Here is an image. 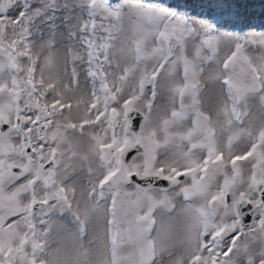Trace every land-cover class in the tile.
Here are the masks:
<instances>
[{
    "label": "snow or ice",
    "instance_id": "obj_1",
    "mask_svg": "<svg viewBox=\"0 0 264 264\" xmlns=\"http://www.w3.org/2000/svg\"><path fill=\"white\" fill-rule=\"evenodd\" d=\"M226 23L0 0V264H264V34Z\"/></svg>",
    "mask_w": 264,
    "mask_h": 264
},
{
    "label": "rangeland",
    "instance_id": "obj_2",
    "mask_svg": "<svg viewBox=\"0 0 264 264\" xmlns=\"http://www.w3.org/2000/svg\"><path fill=\"white\" fill-rule=\"evenodd\" d=\"M206 1L208 0H205L204 2ZM236 1L243 2L245 0H236ZM167 2L174 6L179 5L180 10H187L194 19L208 18L212 15L209 12L214 11V9L210 10L206 6L202 5L203 4L202 0H167ZM231 6L232 5L229 2L225 4V8ZM200 8H202L201 11H198V9ZM231 8L232 10L234 9V7ZM257 13H259V10L257 11ZM232 16L233 14L230 10H226L224 15L220 16L225 21H227L225 26L222 29H220L221 31H227L232 33L233 35L236 34L247 35L250 32L256 33L257 35L264 34V10H262V15L260 13L258 14V16L252 15L251 17L249 16L242 17V19H246V20L249 18L253 19V17L254 19H256L254 21L250 19L251 21H247L244 25L239 22L242 21L241 17L236 19L233 18ZM227 43L228 42L226 41V44ZM251 113H252L254 125L256 127H259L260 123L264 121V113L260 111L258 101L252 102ZM58 232H59V236L64 239L65 243H70V238L68 237L67 232L64 228H59Z\"/></svg>",
    "mask_w": 264,
    "mask_h": 264
},
{
    "label": "trees",
    "instance_id": "obj_3",
    "mask_svg": "<svg viewBox=\"0 0 264 264\" xmlns=\"http://www.w3.org/2000/svg\"><path fill=\"white\" fill-rule=\"evenodd\" d=\"M216 1V0H215ZM235 4H237V1H233ZM250 2V0L248 1V3ZM253 4V3H252ZM251 4H249L248 6H247V8H249V6H250ZM262 6H264V2H262ZM261 6V7H262Z\"/></svg>",
    "mask_w": 264,
    "mask_h": 264
},
{
    "label": "water",
    "instance_id": "obj_4",
    "mask_svg": "<svg viewBox=\"0 0 264 264\" xmlns=\"http://www.w3.org/2000/svg\"><path fill=\"white\" fill-rule=\"evenodd\" d=\"M160 184H164V185H166V182L161 181Z\"/></svg>",
    "mask_w": 264,
    "mask_h": 264
}]
</instances>
